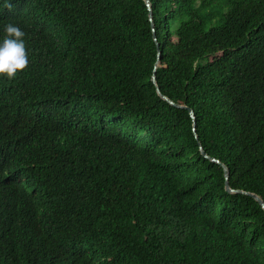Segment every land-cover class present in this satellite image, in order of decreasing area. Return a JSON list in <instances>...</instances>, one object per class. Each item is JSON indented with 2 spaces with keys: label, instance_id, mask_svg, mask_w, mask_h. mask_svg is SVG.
I'll return each instance as SVG.
<instances>
[{
  "label": "trees",
  "instance_id": "1",
  "mask_svg": "<svg viewBox=\"0 0 264 264\" xmlns=\"http://www.w3.org/2000/svg\"><path fill=\"white\" fill-rule=\"evenodd\" d=\"M5 2L0 264H264V0Z\"/></svg>",
  "mask_w": 264,
  "mask_h": 264
},
{
  "label": "clouds",
  "instance_id": "2",
  "mask_svg": "<svg viewBox=\"0 0 264 264\" xmlns=\"http://www.w3.org/2000/svg\"><path fill=\"white\" fill-rule=\"evenodd\" d=\"M13 7L6 0L4 8L11 11ZM4 32V38L0 42V75L11 80L28 66L29 60L23 39L25 33L12 23L5 25Z\"/></svg>",
  "mask_w": 264,
  "mask_h": 264
},
{
  "label": "water",
  "instance_id": "3",
  "mask_svg": "<svg viewBox=\"0 0 264 264\" xmlns=\"http://www.w3.org/2000/svg\"><path fill=\"white\" fill-rule=\"evenodd\" d=\"M145 3H146V6L148 8V16H149V20H150V23H151V28H152V32H153V39L155 40L156 42V45H157V60L155 61V65H154V69L153 71H155V68H156V65L158 63V59H159V56H160V50L158 49V43L156 41V36L154 34V23H153V19H152V11H151V6H150V0H145ZM151 80L152 82L154 83L155 87H156V91L157 93L160 95V97H162L163 99H165L166 101H168L170 104H172L173 106H176V107H182V108H187L188 109V112L190 114V117L192 119V126H193V132L197 138V135H196V131H195V115H194V112L191 108L187 107L186 105H183V104H179V103H176L174 102L173 100H171L170 98H168L167 96H165L164 94L161 93L157 83H156V76L155 74L153 73L152 76H151ZM199 150L201 152V154L206 157V158H209L210 160H213L217 163H219L222 168H223V174H224V178H225V189L229 192H241V193H245V194H248L250 196H252L255 200H257V202L260 204V206L264 209V200L256 193L254 192H249V191H244V190H240V189H233L229 186L228 184V176H229V172H228V168L227 166L220 162L217 158H214V157H211L209 156L202 148V146L199 144Z\"/></svg>",
  "mask_w": 264,
  "mask_h": 264
}]
</instances>
